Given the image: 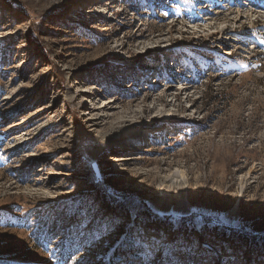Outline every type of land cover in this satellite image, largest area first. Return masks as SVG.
<instances>
[{
  "label": "rangeland",
  "instance_id": "1",
  "mask_svg": "<svg viewBox=\"0 0 264 264\" xmlns=\"http://www.w3.org/2000/svg\"><path fill=\"white\" fill-rule=\"evenodd\" d=\"M0 264H264V0H0Z\"/></svg>",
  "mask_w": 264,
  "mask_h": 264
},
{
  "label": "bare ground",
  "instance_id": "2",
  "mask_svg": "<svg viewBox=\"0 0 264 264\" xmlns=\"http://www.w3.org/2000/svg\"><path fill=\"white\" fill-rule=\"evenodd\" d=\"M92 4V3H91ZM75 99V98H74ZM109 119H113L112 116L108 117ZM113 123H115L113 128H116L117 130H119L117 133V138L119 141H126L129 142L135 135L134 130L136 127V124L133 120L127 119V118H122V119H116L112 121ZM101 118H91V119H87L85 120L83 117L80 119V124L78 126V131L76 133V138L80 139L82 137L83 141V147H84V152H90L92 151L94 148L99 147L100 145V137L99 135L95 136L96 133H98V128L101 126ZM95 134V135H94ZM81 140V139H80ZM76 141V140H75ZM107 142L111 141V140H106ZM115 149H111V152H114ZM98 152H95L94 154H96ZM89 154V153H88ZM104 154V153H103ZM92 155V154H91ZM183 186V182L181 181H172L170 182L169 185H167V189L168 190H177L180 187ZM161 204L160 200H157L153 203H151V207L152 209L157 212V213H164V212H168V213H172V214H186L189 213L190 211L193 210V208L191 206H189V204L186 202V200L184 198H182L175 207H169L167 210H162L158 208V205Z\"/></svg>",
  "mask_w": 264,
  "mask_h": 264
}]
</instances>
